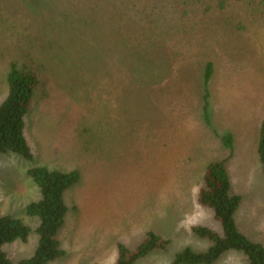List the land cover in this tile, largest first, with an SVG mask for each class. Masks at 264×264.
<instances>
[{"label":"rangeland","instance_id":"rangeland-1","mask_svg":"<svg viewBox=\"0 0 264 264\" xmlns=\"http://www.w3.org/2000/svg\"><path fill=\"white\" fill-rule=\"evenodd\" d=\"M254 6L244 21L243 9L229 6L226 24L201 20L198 31L183 38L184 28L162 35L140 28L135 0H0V102L10 62L34 68L41 80L25 116L32 159L0 153V216L30 227L26 241L4 245L9 258L29 257L37 245L39 220L25 213L40 195L26 173L36 165L79 174L64 192L68 211L57 234L64 253L46 264H113L118 242L134 248L148 230L169 245L134 264H171L184 247L205 250L210 241L191 227L221 229L211 209L199 204L198 192L206 165L228 155L220 139L228 131L233 150L226 171L231 191L241 196L235 221L264 246L257 153L264 119V5L258 12ZM181 8L164 7L163 27L187 17L179 15ZM203 17L198 9L191 20ZM182 38L195 60L215 57L211 126L201 111L198 71L189 77L192 60L172 57V72L167 57L170 43ZM125 59L132 69L121 66ZM245 262L243 253L231 250L213 264Z\"/></svg>","mask_w":264,"mask_h":264},{"label":"trees","instance_id":"trees-1","mask_svg":"<svg viewBox=\"0 0 264 264\" xmlns=\"http://www.w3.org/2000/svg\"><path fill=\"white\" fill-rule=\"evenodd\" d=\"M139 1L135 0V5L138 6V12L143 17L140 28L159 35L165 32L171 33V30L166 29L184 28L183 38L187 37L189 32L196 31L201 20H203V25H209V22H212L211 19L220 18V21L226 24L223 17L229 6H237L238 9H243L241 19L244 21L245 13L246 15L249 13L246 9L249 10L250 5L255 4L252 7L254 12H258L264 5V0H143L145 3L142 5L139 4ZM168 4L174 10L176 5L183 6L178 10L179 15L187 17L175 22L170 20L168 25L163 27V9ZM198 9H201L202 15L206 17L199 19V22L195 24L191 19L194 18ZM193 11L197 12L190 13ZM159 12L160 18L158 19ZM105 16L103 5V25ZM183 38L179 42L173 41L170 43L171 54L167 57L173 62L171 65L172 72L174 70L172 57L179 59L187 55L188 60H192L190 64L193 66V70L189 77H195L196 71H198L197 77L203 90L199 98L201 99V111L204 121L208 126H211L209 109L213 102H211L210 97L212 95L210 85L216 73L215 57L207 55L201 60H195L194 56H190L192 54L189 53V49L180 45V43H186V39L183 40ZM198 64L199 67H197ZM121 66L126 70L132 69L128 59L123 60ZM79 70L85 73L82 67ZM39 74L32 67L25 68L13 61L9 63L6 74L7 90L0 102V153L10 152L28 160L33 157L24 134V127L25 116L30 109L34 90L41 84ZM216 133L217 131H215ZM112 136L111 134L110 137ZM220 139L221 143L229 149L228 155L206 165L203 173V185L198 192V202L202 206L211 209L213 217L219 222L221 229L217 231L205 225H193L191 231L198 237L208 239L210 245L203 251H195L190 247H184L175 254L171 264H213L223 253L231 250L243 253L246 257L245 264H264V246L260 242L249 239L239 229L235 221V213L239 207L241 196L231 191L230 178L225 165L226 161L232 156L233 135L228 131L223 133ZM257 153L260 168L264 175V119L260 122ZM26 173L36 185L40 194L36 200H32L25 205V213L28 216L37 217L39 220L35 228L38 238L37 245L29 257L18 260L9 258L3 248L4 245L15 240L26 241L30 233V227L21 219L10 214L1 215L0 264H46L64 253L57 237L68 211L64 192L77 180L79 174L75 169L49 168L46 165L32 166L27 169ZM169 242L168 238L148 230L146 237L134 248L118 242L117 255L113 264H134L154 250L166 249Z\"/></svg>","mask_w":264,"mask_h":264}]
</instances>
